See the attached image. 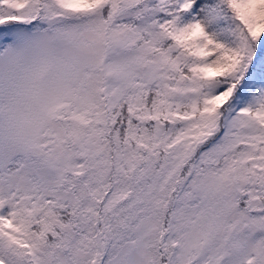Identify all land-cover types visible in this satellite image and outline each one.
Listing matches in <instances>:
<instances>
[{
    "label": "snow or ice",
    "instance_id": "snow-or-ice-1",
    "mask_svg": "<svg viewBox=\"0 0 264 264\" xmlns=\"http://www.w3.org/2000/svg\"><path fill=\"white\" fill-rule=\"evenodd\" d=\"M0 264H264V0H0Z\"/></svg>",
    "mask_w": 264,
    "mask_h": 264
}]
</instances>
